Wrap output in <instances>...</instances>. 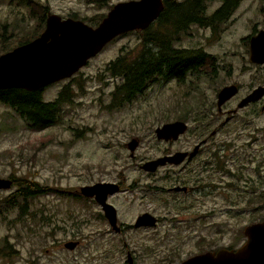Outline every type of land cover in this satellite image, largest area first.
<instances>
[{
    "label": "rangeland",
    "instance_id": "374dc122",
    "mask_svg": "<svg viewBox=\"0 0 264 264\" xmlns=\"http://www.w3.org/2000/svg\"><path fill=\"white\" fill-rule=\"evenodd\" d=\"M120 1L128 0H0V34L5 29L16 41L32 31L40 17L32 3L47 7L45 20L55 13L95 27ZM254 24L257 30L264 27V0H242L220 29L192 26L175 41L178 47L200 46L217 55L218 76L208 75L210 80L202 75L183 82L157 80L131 101L113 106L112 91L121 78L105 66L121 47L133 57L143 45L142 33L130 31L112 38L70 76L43 88L42 97L49 100L68 84V100L55 123L32 129L0 103V177L11 180L0 188V264H129L127 250L133 264H180L200 249L240 246L245 225L264 220V110L255 115L249 105L224 121L215 100L223 83H241L236 100L251 83L252 73L243 67L251 61L242 37ZM259 66L264 80V63ZM177 118L188 123L181 137L158 138L155 128ZM214 128L186 166L167 162L153 172L140 166L167 148L192 145ZM132 138L138 140L133 155L127 146ZM15 176L52 190L28 197L26 205L21 198L8 202ZM178 180L192 189H166ZM97 181L120 182L110 202L124 230H112L100 204L80 193L81 186ZM144 211L156 224L132 226ZM69 239L78 240L72 249L64 246Z\"/></svg>",
    "mask_w": 264,
    "mask_h": 264
},
{
    "label": "water",
    "instance_id": "95a60500",
    "mask_svg": "<svg viewBox=\"0 0 264 264\" xmlns=\"http://www.w3.org/2000/svg\"><path fill=\"white\" fill-rule=\"evenodd\" d=\"M164 8V0H128L115 3L102 20L92 27L80 19L61 18L51 13L46 17L45 28L29 41L0 53V87L21 86L27 89L43 88L45 85L70 76L87 60L99 52L115 36L132 30L146 29L156 20ZM249 60L264 61V29L249 37ZM237 91L235 84L223 86L218 92V105ZM264 92V85L255 87L242 98L238 106L257 99ZM187 124L181 120L167 121L155 128L158 138L174 140L184 132ZM138 140L127 142L133 155ZM199 143L190 151L194 154ZM187 151L162 155L141 163L147 171H155L160 165L177 163ZM11 185V180L0 177V188ZM179 185H174L178 189ZM120 186L114 181H97L80 187V193L92 196L101 206L103 214L113 230L119 231L117 209L106 197L117 192ZM144 211L137 215L134 226H153L157 219ZM244 242L236 248L222 247L204 250L183 259L180 264H264V220L252 221L245 225ZM78 240L69 239L64 246L72 249ZM127 261L132 262L130 250L126 251Z\"/></svg>",
    "mask_w": 264,
    "mask_h": 264
},
{
    "label": "trees",
    "instance_id": "16d2710c",
    "mask_svg": "<svg viewBox=\"0 0 264 264\" xmlns=\"http://www.w3.org/2000/svg\"><path fill=\"white\" fill-rule=\"evenodd\" d=\"M241 1L164 0V8L154 22L146 29L132 30L142 33L143 45L135 50V55L131 57L130 53L123 52V47H121L116 57L107 62L105 70L110 75L121 78L112 91L111 104L118 107L131 101L157 80L175 77L177 81L183 82L190 75L199 79L202 74L198 70H207V74L215 75L218 67L217 55L213 58L198 46L184 49L176 46L175 41L189 34L192 26L210 27L212 30L220 29L230 19ZM21 2L28 3L31 0H21ZM214 2H220V4L210 11L209 8ZM31 6H34L40 14L36 26L32 31H25L24 36L16 41H10L3 29L0 34V53L31 40L43 30L48 9L46 6L35 3ZM257 31L254 24L250 35ZM248 36L242 37L245 44ZM43 88L0 87V103L11 107L28 127L45 128L59 120L60 109L68 100L69 90L68 84H64L56 97L46 100L42 97ZM13 181L15 189L6 197L8 202L10 199L19 200L21 198L26 205L28 197L46 194L52 190L48 184L39 183L34 179L15 176ZM73 195L79 194L73 193ZM4 241L6 243V239ZM227 248H233V246Z\"/></svg>",
    "mask_w": 264,
    "mask_h": 264
},
{
    "label": "flooded vegetation",
    "instance_id": "af4514ba",
    "mask_svg": "<svg viewBox=\"0 0 264 264\" xmlns=\"http://www.w3.org/2000/svg\"><path fill=\"white\" fill-rule=\"evenodd\" d=\"M261 29H264V27L263 28H261ZM260 29H258V31H259ZM257 31V32H258ZM256 32V33H257ZM255 33V34H256ZM252 35H254V34H252ZM252 35H250V36H252ZM250 36H248V38H247V43H248V48H247V53H248V55H249V37ZM246 43V44H247ZM198 47H200V46H198ZM181 48H184V49H188V48H190V47H181ZM200 48H202L203 49V51L205 52V53H207V54H209L211 57H213L214 58V55L215 54H212V53H209V52H207L203 47H200ZM248 59H249V57H248ZM249 62H250V60H249ZM217 63V65H218V67H217V69H216V73H215V75H210V74H207V70H198V72L199 73H201L203 76H205V78L206 79H209L210 80V77L209 76H211V77H217L218 76V72H219V62H216ZM264 63V62H263ZM263 63H261V62H256V61H251L249 64H243V67L245 68V69H250V71H251V73H252V79H251V83L249 84V86L248 87H246V91L242 94V95H240V96H238V98H237V100L236 99H234V98H236L237 97V95L239 94V91H240V87H241V83H238V82H227V83H223L222 85H221V87H219L217 90H216V96H217V99L215 100V102H216V109H217V112H219L220 114H225V117H224V121H228V120H230L238 111H239V109H241V108H245V107H247V106H249V105H254V109H253V114H255V115H257L258 114V112L259 111H262V110H264V92L257 98V99H254V100H249V101H247L246 103H244L241 107L240 106H238V103H239V101L242 99V98H244L248 93H250L251 92V90L252 89H254L255 87H257V86H260V85H264V80L262 79V77L260 76V74L258 73V71H256V69L257 68H260V66L259 65H261V64H263ZM209 75V76H208ZM200 78V77H199ZM230 84H235L236 85V87H237V91L231 96V97H229L228 99H226L223 103H221L220 104V106L218 105V103H217V101H218V92H219V90L223 87V86H226V85H230ZM234 99V100H233ZM232 101V103H234L235 105H229V106H227V104L228 103H230ZM259 105V107L258 108H256V106H258ZM176 120H181V121H184V122H186V120H184V119H182V118H177ZM186 124H187V128H188V123L186 122ZM186 128V129H187ZM217 131V128H214L213 130H211L210 132H209V135L208 136H205V137H201V138H199L198 140H197V142H194L192 145H189V146H185V147H180V148H178V149H171V148H167V149H165L164 150V152H163V154L162 155H172L173 153H175L176 151L177 152H183V151H187V154L182 158V160L181 161H179V162H177V163H168V164H173V165H187V163L188 162H190L191 160H193L201 151H202V146L205 144V142L207 141V139L210 137V136H212L215 132ZM182 133H184V132H182ZM181 137V134H179V136L176 138V139H174V140H177V139H179ZM197 143H199V145H198V147H197V149H195V151H194V154L190 157L189 156V153H190V151H192V150H194V146H195V144H197ZM219 162V161H218ZM167 162H165V164H166ZM220 163V162H219ZM164 165V164H163ZM220 165V164H219ZM160 166H162V165H160ZM118 182V181H117ZM178 183L177 184H174V185H179L180 187L178 188V189H174L173 187H174V185H172V186H168V187H166V189L169 191V190H172V191H175V190H182V191H184V192H187V191H189V190H191L192 189V185H188V184H184V181L183 180H178L177 181ZM119 184H120V182H118ZM179 183H181V184H179ZM204 187V186H203ZM120 188H121V184H120ZM120 190V189H119ZM118 190V191H119ZM117 191V192H118ZM115 193V192H114ZM113 193H109L108 195H107V197H106V199L110 202V199H111V195H112ZM95 200V199H94ZM96 201V200H95ZM104 215V214H103ZM105 216V215H104ZM106 218V217H105ZM107 219V218H106ZM108 221V220H107ZM117 222H118V217H117ZM118 224L120 225V229H119V231H122V230H124L125 229V227H126V225L122 222V221H120L119 220V222H118ZM110 226V225H109ZM132 226H134V225H132ZM110 228L112 229V227L110 226ZM113 230V229H112ZM115 231V230H114ZM119 231H116V232H119ZM3 242H4V240H3ZM208 250V249H207ZM210 250H214V249H210ZM204 251V250H203ZM201 252V251H200ZM126 262H128L127 261V256H126ZM129 263V262H128ZM129 264H133V257H132V262L131 263H129Z\"/></svg>",
    "mask_w": 264,
    "mask_h": 264
}]
</instances>
